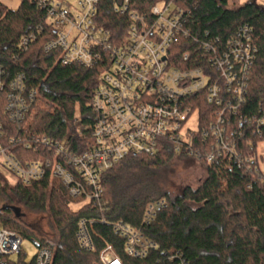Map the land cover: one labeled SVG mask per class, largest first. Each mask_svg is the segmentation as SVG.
<instances>
[{"label":"built area","instance_id":"1","mask_svg":"<svg viewBox=\"0 0 264 264\" xmlns=\"http://www.w3.org/2000/svg\"><path fill=\"white\" fill-rule=\"evenodd\" d=\"M31 1L46 14L47 25L57 35L45 46L47 53L58 52L64 66L93 68L101 63L108 67L90 105L92 126L75 123L80 134L92 128L90 144L84 143L86 147L75 153L69 139H12L11 144L22 143L28 150L43 153L40 160L23 163L4 146V124L0 123V172L7 171L25 186L48 177L60 180L69 196L79 200L74 205L82 203L96 210L94 217L78 224L80 248L88 254L98 252L91 232L96 224L110 225L119 243H105L94 264H128L127 259H146L157 249L143 229L168 208L165 199L146 207L141 227L109 222L105 216L103 176L130 155L156 156L166 142L177 155L198 162L204 158L210 164L224 158L238 169L259 174L264 182L257 153L252 151L263 143L257 140L264 136V108L253 115L241 112L259 54L250 27L240 28L226 42L209 32L193 36L187 27L191 13L178 6L177 0H159L148 17L131 8L132 0ZM106 1L113 4L115 13L128 18L122 36L113 35L99 21L100 4ZM183 38L207 54L209 68L173 65L171 50ZM34 39L24 38L22 47ZM191 59L190 53L182 56L186 64ZM4 91L0 84V94ZM36 96L37 91H26L24 75L10 83L6 111L13 123L20 125L25 120ZM203 99L213 110L208 122L214 118L205 130ZM195 114V123L188 125ZM23 242L19 233L1 229L0 264H53L55 253L50 247L39 246L37 255L27 261L22 255Z\"/></svg>","mask_w":264,"mask_h":264},{"label":"trees","instance_id":"2","mask_svg":"<svg viewBox=\"0 0 264 264\" xmlns=\"http://www.w3.org/2000/svg\"><path fill=\"white\" fill-rule=\"evenodd\" d=\"M18 10L0 4V123L4 124L3 144L23 163L40 160L43 153L26 149L12 139L46 136L53 141L69 139L72 149L79 153L90 144L92 128L80 134L74 125L93 124L91 102L100 77L108 64L84 68L64 66L59 53L45 51L56 33L47 25L46 14L31 0H20ZM159 0H132L131 8L148 17ZM176 4L191 13L187 27L193 36H220L223 42L248 26L259 54L250 75L248 96L241 112L257 114L264 108V2L258 0H177ZM99 21L113 35H123L128 18L115 13L111 2L100 4ZM34 36L26 48L24 38ZM118 36V37H119ZM120 41V39H119ZM185 53L192 56L189 64L182 60ZM170 60L180 69L209 68L207 54L190 39H178ZM19 75L25 76L26 91H37L30 102L25 120L16 125L6 111L10 83ZM202 129L214 118L208 117L212 108L203 99ZM264 135V134H263ZM264 143L262 140L257 142ZM258 144V143H257ZM258 146L252 149L257 153ZM193 160L177 155L172 146L163 142L156 156L130 155L103 176L105 216L109 222L124 221L141 227L146 207L165 199L168 208L155 221L144 227L146 236L157 249L142 260L127 259L128 264H264V182L258 174L238 169L224 158L208 163L199 160L206 178L197 187H186L181 193L171 191L175 163ZM79 200L71 198L62 182L46 178L30 186L11 184L0 172V224L2 229L33 237L40 247L54 250L53 264H94L105 243L117 244L110 225L96 224L91 232L98 246L96 254L84 252L77 240L78 224L92 218L96 210L85 206L74 210ZM24 207L34 212H48L52 229L58 233L50 243L39 235L38 227L25 226L5 207ZM21 258H23L21 256Z\"/></svg>","mask_w":264,"mask_h":264},{"label":"rangeland","instance_id":"3","mask_svg":"<svg viewBox=\"0 0 264 264\" xmlns=\"http://www.w3.org/2000/svg\"><path fill=\"white\" fill-rule=\"evenodd\" d=\"M245 0H242V2ZM259 3H263V0H258ZM0 4L12 9L18 10L21 4L20 0H0ZM162 5V3H160ZM197 115L195 114L189 121L188 125L192 126L195 123ZM74 128L76 126L74 125ZM77 129V128H76ZM257 159L260 169L264 172V143L259 144L257 150ZM175 171L171 177L172 185L171 191L174 194L181 193L186 187L197 188L206 178V170L200 165L198 161L193 160H181L175 163ZM1 173L5 174L11 184L16 183V178L9 174L5 170H1ZM83 206L82 203L73 205L74 210H79ZM21 209L22 216L19 218L21 223L25 226L38 227L39 235L50 243H55L58 238V233L51 227L50 216L48 212H34L24 207H18ZM2 226L0 224V230ZM34 238H24L22 252L27 261H31L38 253V247L34 243Z\"/></svg>","mask_w":264,"mask_h":264},{"label":"water","instance_id":"4","mask_svg":"<svg viewBox=\"0 0 264 264\" xmlns=\"http://www.w3.org/2000/svg\"><path fill=\"white\" fill-rule=\"evenodd\" d=\"M3 209H4V210H10V211H12V212L15 214L16 218H18V219L22 216V214H21V209L18 208V207H11V206H9V207H5V208H3ZM34 243H35V245H36L37 247L40 246V244H39L38 242H36L35 240H34Z\"/></svg>","mask_w":264,"mask_h":264}]
</instances>
